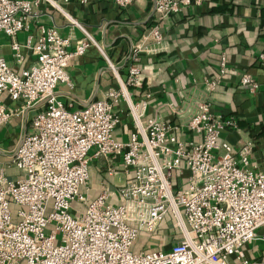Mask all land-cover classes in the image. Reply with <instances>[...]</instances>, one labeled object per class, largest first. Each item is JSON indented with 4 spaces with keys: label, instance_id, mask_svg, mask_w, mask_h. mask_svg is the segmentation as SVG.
I'll return each instance as SVG.
<instances>
[{
    "label": "built area",
    "instance_id": "obj_1",
    "mask_svg": "<svg viewBox=\"0 0 264 264\" xmlns=\"http://www.w3.org/2000/svg\"><path fill=\"white\" fill-rule=\"evenodd\" d=\"M69 1L0 0V32L11 38L17 62L22 58L15 37L37 17L39 4L63 12L61 3ZM201 1L153 0V14L163 19ZM115 2L127 7L132 0ZM69 20L85 34L72 49L69 38L55 27L40 25L36 40L24 44L35 56L30 66L16 73L0 55V93L22 100L25 108H42L12 154L22 176L11 181L0 173V264H264V170L249 167L250 140L237 157L229 143L219 141L221 131L236 128V121L199 101L186 122L198 139L181 140L178 125L143 116L145 102L139 110L129 89L142 86L141 70L134 64L139 52L161 48L157 25L149 32L151 46H132L127 76L118 78L117 88H110L105 99L69 110L54 95L56 85L69 80V59L91 44L102 52L76 20ZM258 59L264 62V52ZM109 66L118 75L113 64ZM225 71L222 60L219 74ZM240 86L254 93L259 84L244 73ZM119 99L126 101L132 117L127 142L112 133L119 121L113 104ZM11 115L0 104V126ZM92 148L96 156L120 155L131 174L117 187L116 205L107 202V191L89 202L79 191L88 179ZM174 170H188L187 188H174ZM50 201L52 211L47 212ZM73 201L85 204L77 215L71 213ZM166 215L179 240L167 250L130 251L138 232H154ZM246 245L257 247L256 256L247 255Z\"/></svg>",
    "mask_w": 264,
    "mask_h": 264
},
{
    "label": "crops",
    "instance_id": "obj_2",
    "mask_svg": "<svg viewBox=\"0 0 264 264\" xmlns=\"http://www.w3.org/2000/svg\"><path fill=\"white\" fill-rule=\"evenodd\" d=\"M61 7L63 12L46 2L40 3L37 17L30 20L27 29L17 33L20 62L12 51L11 38L0 32V55L16 73L35 61L24 44L27 39L32 43L36 40L40 25L55 27L61 36L69 38L72 49L85 36L83 30L70 23L69 18H73L104 53L91 44L82 55L72 56L66 68L68 82L58 83L54 89L56 100L69 110L81 109L105 99L110 88L118 87V78L125 80L132 46H151L149 32L157 25L162 34L161 48L150 54L139 52L134 64L141 70L142 86L129 89L131 100L139 105V110L145 102V118L178 125L176 133L181 140L198 139L186 122L197 102H208L215 114L236 121V128L221 131L219 141L229 143L237 157L242 145L250 140L253 147L249 166L264 169V62L258 59L264 52V0H202L163 19L153 14V0H132L127 7L119 6L115 0H70L61 3ZM222 60L226 71L220 75ZM244 73L258 82L254 93L240 86ZM212 81L214 85L209 86ZM0 104L12 112L0 126V173L14 181L22 174L12 161L13 151L31 132V121L42 108L40 104L25 108L22 100H12L4 92L0 93ZM113 110L119 118L113 136L127 142L133 125L126 101L119 99ZM88 157V179L80 186V193L89 202L107 191V202L118 204L117 187L131 178L121 156H96L92 148ZM188 176V170L172 171L174 188H187ZM80 206L72 202L75 215ZM12 209L17 206L12 204ZM179 238L173 220L165 216L154 232H138L133 243L140 251L167 250ZM246 253L254 257L257 252Z\"/></svg>",
    "mask_w": 264,
    "mask_h": 264
},
{
    "label": "rangeland",
    "instance_id": "obj_3",
    "mask_svg": "<svg viewBox=\"0 0 264 264\" xmlns=\"http://www.w3.org/2000/svg\"><path fill=\"white\" fill-rule=\"evenodd\" d=\"M249 167H250L251 169H254L252 165H250ZM263 170H264V169H263ZM51 202H52V201H50L49 206L47 207V212L52 211V208H51ZM73 203H80V204H81V206H80V209H81L80 212L84 210V207H85V204H84V203L79 202V201H73ZM22 209H23V210H26L25 207H23ZM73 209H75V208L73 207ZM15 210H16V209H15ZM15 210H14V211H15ZM80 212H78V213H80ZM71 213L74 214L73 211H72ZM168 216L170 217V215H166V217H168ZM243 248H244L245 251H249L250 254H251V251H254V250H255V246H254V245H252V246H250V245H246V246H244ZM130 251H132V252H138V251H140V250H137V249L135 248V246H134V243H133V244L131 245V247H130Z\"/></svg>",
    "mask_w": 264,
    "mask_h": 264
}]
</instances>
